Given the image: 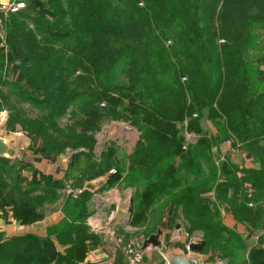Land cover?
Masks as SVG:
<instances>
[{
    "label": "trees",
    "instance_id": "trees-1",
    "mask_svg": "<svg viewBox=\"0 0 264 264\" xmlns=\"http://www.w3.org/2000/svg\"><path fill=\"white\" fill-rule=\"evenodd\" d=\"M24 2L23 10L0 13L7 131L40 139L55 156L77 153L62 181L30 180V165L0 157V209L10 206L17 221L37 223L66 201L65 220L51 236L0 239V264H83L100 242L88 225L93 193L74 199L62 192L66 182L85 188L112 170L101 191L134 190L132 223L181 208L186 222L206 231V246L210 239L224 243L222 209L264 229V70L252 76L246 50L251 26L264 22V0ZM12 61L19 80L7 76ZM15 103L30 104L37 116ZM206 121L224 135L204 130ZM116 122L131 125L141 140L122 158L111 142L98 158L96 135ZM187 132L197 139L185 146ZM232 135L259 164L242 178L229 160L222 168L214 160L213 150ZM215 230L222 234L213 236ZM251 262L264 264L263 248Z\"/></svg>",
    "mask_w": 264,
    "mask_h": 264
},
{
    "label": "crops",
    "instance_id": "crops-1",
    "mask_svg": "<svg viewBox=\"0 0 264 264\" xmlns=\"http://www.w3.org/2000/svg\"><path fill=\"white\" fill-rule=\"evenodd\" d=\"M23 0H0V11L5 12L11 3ZM19 72L16 74V78ZM2 136V135H1ZM10 148V160L24 162L32 167V172H25L30 180L40 176L51 177L55 181H62L66 177V171L71 163L72 156L69 154L53 155L45 151L40 139L25 132H8L2 136ZM67 183V182H66ZM65 183V185H66ZM71 188L62 192L70 194ZM73 190V189H72ZM74 191V190H73ZM93 193V192H92ZM134 196V190L115 185L108 190L101 189L93 193L90 202L91 216L88 225L93 232L99 235L100 242L86 257L83 264H128L122 250V244L134 241L143 244L151 235L158 231L162 232L159 248L149 247L145 251L144 264H170L167 256L173 252L189 253L187 246L189 239L182 234L183 228L179 221L180 211L175 207L167 209L165 215L157 222V228L147 236H141V224L132 223L129 213L130 201ZM65 200L62 198L58 203V209L49 211L46 217L34 224H23L17 221L11 207L0 209V239H8L17 236L34 235L40 238L51 236L52 229L62 224L65 220ZM54 208V207H53ZM112 214L114 216L112 217ZM223 217L230 221L233 219L230 213L223 211ZM182 219V218H181ZM148 226L154 224L149 221ZM147 226V227H148ZM144 228V227H143ZM181 233V234H180ZM63 252L64 247L58 246ZM203 264H220V261H210Z\"/></svg>",
    "mask_w": 264,
    "mask_h": 264
},
{
    "label": "rangeland",
    "instance_id": "rangeland-1",
    "mask_svg": "<svg viewBox=\"0 0 264 264\" xmlns=\"http://www.w3.org/2000/svg\"><path fill=\"white\" fill-rule=\"evenodd\" d=\"M25 1V0H24ZM16 3V2H14ZM11 3L8 7V9L11 7ZM5 12H8V10H5ZM3 11H0V13H5ZM2 19V15H0V22ZM0 29H2L1 24H0ZM3 30V29H2ZM250 35L248 36L247 44H246V50L248 51V65L249 69L251 71V74L253 77L257 75V71L259 66H263L264 70V65H259V59L264 56V22L263 23H258V24H253L250 28ZM5 31L3 30V33L0 30V38L1 35H3ZM6 33L4 35L5 39ZM3 45H6L5 42H3ZM3 45H0V51L3 49ZM245 50V53H246ZM8 54V51L6 52ZM9 56V55H8ZM264 59V58H263ZM11 67H8V72L7 76L9 79H15L16 74L19 72V69L17 68L19 66L18 62L12 61L10 62ZM21 73L17 77V79H21ZM264 87V86H263ZM16 106H21L24 108L28 114H30L31 117H35L38 114V111H35L30 107V104H23L21 105L20 103H15ZM2 109V108H1ZM10 115L8 109H3L0 110V129H2L3 133L2 136L5 134L7 131L6 128V121L8 120V116ZM66 122V120H64ZM203 128L204 130H209L213 131L214 134H217L220 132L222 136L224 135L220 128L217 127L213 122L206 121L203 123ZM0 135V137H2ZM186 138V144L185 146H188L189 143H194L197 139L196 134L194 133H186L185 134ZM97 139V149L95 150L94 154L99 158L101 153L104 151L103 149L106 148L109 143L111 142H116V149L119 158H122L124 154L128 153L130 154L134 147L138 144V142L141 140V136L138 133V131L131 127V125H128L126 123H121V122H116V123H107L100 132L97 133L96 135ZM223 143H221L219 149L215 148L213 151L215 153V158L214 160L216 161V164L218 167L220 166L222 168L221 163H223L224 160H229L230 163L234 165L235 168L238 170L237 176L239 178H242L243 176V170L245 169H256L259 167V164L257 163L256 159L248 154V152L241 146V144L237 143L235 141V137L229 136V137H224ZM188 142V143H187ZM77 152H73L70 150H66L64 154H69L73 156ZM93 153V152H92ZM249 155V157H248ZM116 172L114 170L110 171L107 176H103L100 178L107 177L109 180V176L115 175ZM224 179V178H223ZM91 182V181H89ZM88 183V182H87ZM86 183V184H87ZM244 187H247L249 189V193H251V186L246 184ZM71 188L69 191H77V189L72 188V184L67 186V189ZM73 189V190H72ZM80 189V188H78ZM71 193V192H70ZM180 211L179 216H182L181 218L179 217V221L181 223V227L183 228L182 234L184 233L186 237L189 239L188 246L192 243L197 244L201 241H206V231L203 230L201 227H199L198 224L194 223L189 224L186 222L182 215V210L181 208L178 209ZM222 211H224L222 209ZM225 213H230L226 212ZM231 214V213H230ZM231 219L230 221H227L223 217V224L226 227V232L221 235L223 242H215V240L210 239L209 245L205 246L204 251L210 258H214L215 260L220 261V264H252L251 262V257H253L254 252L256 251L257 248H263L264 249V229L260 230H253L250 225H248L245 222H239L237 221L234 216L231 214ZM199 218V216H197ZM159 218H154V224L148 226V224L142 223L141 224V236H147L151 232H153L157 228V222L159 221ZM190 225V226H189ZM148 226V227H147ZM144 227V228H143ZM235 231V232H234ZM234 232V233H233ZM237 232V233H236ZM213 236H219L222 234V232H219V230H215L213 232ZM181 234V233H180ZM183 234V235H184ZM240 237L241 240H243L244 245H240L238 242V238ZM135 243L134 241H131ZM139 245V244H138ZM187 246V247H188ZM147 250V249H146ZM144 252L145 254V251ZM188 251V250H187Z\"/></svg>",
    "mask_w": 264,
    "mask_h": 264
},
{
    "label": "water",
    "instance_id": "water-1",
    "mask_svg": "<svg viewBox=\"0 0 264 264\" xmlns=\"http://www.w3.org/2000/svg\"><path fill=\"white\" fill-rule=\"evenodd\" d=\"M0 157L10 158V148L6 142V140L0 137ZM249 157V155H248ZM108 182V178H98L91 182H88L85 185V189L90 192H97L102 189ZM72 182H67L66 185L69 186ZM130 216L134 213V198H131L130 207H129ZM162 235L161 231H158L157 234L151 235L147 240L143 242V244H139L143 250L148 249L149 247L159 248L162 246V241L160 237ZM206 246L205 241H201L197 244H190L189 253H181V252H173L167 256V260L170 264H203L207 262L208 257L203 254L204 248Z\"/></svg>",
    "mask_w": 264,
    "mask_h": 264
},
{
    "label": "built area",
    "instance_id": "built-area-1",
    "mask_svg": "<svg viewBox=\"0 0 264 264\" xmlns=\"http://www.w3.org/2000/svg\"><path fill=\"white\" fill-rule=\"evenodd\" d=\"M26 4L24 1H19L16 2L14 4L11 5V7L8 9V11L11 12H18L20 10L25 9ZM3 131L2 129H0V135H2ZM86 189L85 188H80L77 189V191H73L71 192L73 195L74 199H77L82 193H84ZM114 216V214H112V217ZM122 250H123V254L125 256V258L128 261V264H144V257L145 254L142 251V248L139 247V245L137 243H133V242H125L122 244ZM187 249L189 250V247H187Z\"/></svg>",
    "mask_w": 264,
    "mask_h": 264
}]
</instances>
